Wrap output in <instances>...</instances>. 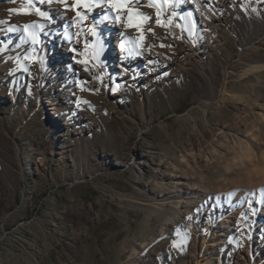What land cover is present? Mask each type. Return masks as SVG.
Masks as SVG:
<instances>
[{
	"label": "rangeland",
	"instance_id": "374dc122",
	"mask_svg": "<svg viewBox=\"0 0 264 264\" xmlns=\"http://www.w3.org/2000/svg\"><path fill=\"white\" fill-rule=\"evenodd\" d=\"M141 1L0 0V264H264V0Z\"/></svg>",
	"mask_w": 264,
	"mask_h": 264
},
{
	"label": "bare ground",
	"instance_id": "6f19581e",
	"mask_svg": "<svg viewBox=\"0 0 264 264\" xmlns=\"http://www.w3.org/2000/svg\"><path fill=\"white\" fill-rule=\"evenodd\" d=\"M236 1L237 0H182V3L177 6V9L187 7V9L191 11V13L197 18V22L201 23L202 27H204L213 18H215V20L221 19V8H223L226 4L234 3ZM141 2L146 1L142 0ZM102 10L103 8L101 7L94 8L91 11L90 15L94 16L96 12H100ZM169 17L173 18L171 23H176V18L172 13L169 14ZM88 22H90V20ZM171 23L169 22V29L172 31L173 36H175L176 38H181V40L184 42L183 45L185 47L189 46L188 42L183 40L180 34L181 30L176 28V26H172ZM211 23H213V21H211ZM117 28L114 27L112 31L108 34V39L112 43V45L110 48L111 53H109L106 61L108 63V69L113 75H115L116 77L125 76V74L129 73V71L134 68V64L139 65L140 61L149 62L152 59L154 61H157L159 57L158 55H150V53H147L144 50L140 49L141 42H137L135 46L132 47V49H130L129 51H126L125 49L121 48L119 46V43L122 40L123 35H121L120 31Z\"/></svg>",
	"mask_w": 264,
	"mask_h": 264
},
{
	"label": "snow or ice",
	"instance_id": "6c2138e0",
	"mask_svg": "<svg viewBox=\"0 0 264 264\" xmlns=\"http://www.w3.org/2000/svg\"><path fill=\"white\" fill-rule=\"evenodd\" d=\"M109 3L112 7L117 8L119 10L120 8L124 7L122 3L115 2V0H109ZM85 7H88V5H84ZM79 15V13H77Z\"/></svg>",
	"mask_w": 264,
	"mask_h": 264
}]
</instances>
